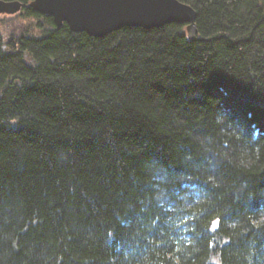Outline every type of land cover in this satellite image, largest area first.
Masks as SVG:
<instances>
[{
    "label": "trees",
    "instance_id": "16d2710c",
    "mask_svg": "<svg viewBox=\"0 0 264 264\" xmlns=\"http://www.w3.org/2000/svg\"><path fill=\"white\" fill-rule=\"evenodd\" d=\"M19 1L0 14V264H264V0H180L201 40L75 32Z\"/></svg>",
    "mask_w": 264,
    "mask_h": 264
},
{
    "label": "water",
    "instance_id": "95a60500",
    "mask_svg": "<svg viewBox=\"0 0 264 264\" xmlns=\"http://www.w3.org/2000/svg\"><path fill=\"white\" fill-rule=\"evenodd\" d=\"M29 5L51 15L58 27L66 22L73 31L94 36L126 26L152 28L177 22L186 24L190 40L202 39L197 36L195 8L180 0H32ZM22 6L19 0H0V14H14Z\"/></svg>",
    "mask_w": 264,
    "mask_h": 264
},
{
    "label": "rangeland",
    "instance_id": "374dc122",
    "mask_svg": "<svg viewBox=\"0 0 264 264\" xmlns=\"http://www.w3.org/2000/svg\"><path fill=\"white\" fill-rule=\"evenodd\" d=\"M22 22V21H21Z\"/></svg>",
    "mask_w": 264,
    "mask_h": 264
}]
</instances>
